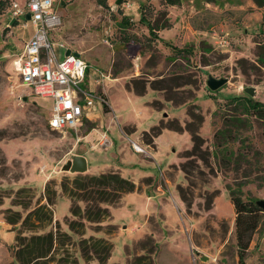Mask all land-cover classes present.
I'll use <instances>...</instances> for the list:
<instances>
[{"label": "rangeland", "instance_id": "374dc122", "mask_svg": "<svg viewBox=\"0 0 264 264\" xmlns=\"http://www.w3.org/2000/svg\"><path fill=\"white\" fill-rule=\"evenodd\" d=\"M12 1L25 8L27 0H0V224L9 225H0V264H16L12 245L20 227L19 223L4 220L5 209H18L24 215L39 199L44 201L42 188L46 180L58 183L75 173H90L61 169L72 144L77 142L76 133L50 129L49 101L31 94L13 70L12 58L33 27L30 21L22 26L24 16L10 23ZM65 1L55 0L51 10L66 22V41H76L86 50L81 57L92 74L87 72L80 86L95 89L97 77L99 87L105 86L115 114L105 119L104 128L94 120L77 131L81 136L97 125L95 138L99 131L107 135L106 145H95L87 152L88 169L99 172L113 166L140 185L139 190L124 193L119 203L109 206L110 216L102 222V229L94 230L85 221L84 235L107 237L112 242L108 262L118 264L143 253L144 244L139 241L146 237L152 240L155 264H237L229 189L243 200L264 198V120L250 117L242 124L232 122L230 117L240 113L228 104V99L245 93L243 88L251 85L255 89L252 96L264 100V62L257 60L258 52L264 54V4L256 0H181L173 8L175 12L171 11L172 16L178 12L182 15L180 18L177 14L179 24H169L152 35L140 21V13L135 12L142 10L149 21L157 15L161 20V11L168 12L162 0ZM121 17H127V24L122 25ZM209 75L227 80L210 90L205 84ZM132 79L137 86L144 83L142 93L126 86ZM150 83L165 87L176 98H188L181 103L166 99L164 89H155ZM189 103H194L203 115L199 133L210 151L214 149L213 133L225 126L230 129L227 146L233 156L225 155L219 161L210 155L209 166L193 157L186 179L179 165L184 159L181 152L191 144L188 131L163 127L154 145L143 140L141 131L174 117L183 124L189 119ZM130 140L141 144L150 155L133 151ZM93 142L90 136L79 145L89 148ZM157 184L162 192L156 189ZM177 185H181L185 200ZM22 186L31 189L18 197L19 201L29 202L28 208L12 204L15 190ZM213 190L215 195L207 207L206 200ZM79 204L83 206V202ZM69 206V198L57 185L53 219L65 231L64 218L71 216ZM106 223L113 225L111 232L104 231ZM50 228H55L54 222L36 230ZM23 233L31 231L24 229ZM72 238L77 241L79 235L73 234ZM72 251L78 254L75 245ZM263 259L264 213L244 254L247 264Z\"/></svg>", "mask_w": 264, "mask_h": 264}, {"label": "trees", "instance_id": "16d2710c", "mask_svg": "<svg viewBox=\"0 0 264 264\" xmlns=\"http://www.w3.org/2000/svg\"><path fill=\"white\" fill-rule=\"evenodd\" d=\"M121 0H119L120 2ZM264 1V0H263ZM118 2V3H119ZM162 2L171 5H178L180 0H162ZM258 4L260 0H256ZM162 19L157 15L152 21L145 19L144 13L140 12V21L144 22L149 34L154 35V31L169 26L167 11H161ZM121 23L127 24V17H121ZM262 23H264V12L262 14ZM175 48V47H174ZM177 51L181 50L176 48ZM241 58L240 60H243ZM257 60L264 62V54L257 53ZM174 78V77H172ZM174 79L173 81H175ZM131 83V84H130ZM126 83L128 88H133L137 93L145 90L144 83L137 86L134 79ZM178 84V81L175 82ZM155 89L160 87L150 83ZM164 89L166 99L175 102H186L187 98L179 99L174 94H169ZM156 104V101H152ZM228 104L233 106L240 115L230 117L234 123L242 124L249 121L250 117L264 120V100L255 99L246 93L232 95L228 99ZM186 114L189 119L181 124L177 118L161 120L158 124L151 125L148 130H142L141 134L146 143L154 145V138L163 127L178 131L186 130L189 133L190 146L181 152L184 158L180 162V169L184 172L187 179L189 174L188 167L192 166V158H199L204 164L209 166V156L213 155L219 161L224 160L225 155L232 157L233 152L227 146L230 139V129L227 126L220 128L213 133L214 142L213 150H209L204 144L206 139L199 133L203 115L194 103H189L186 108ZM243 114V115H242ZM220 155V156H219ZM230 161V158H225ZM237 158H234V161ZM85 172V171H84ZM147 181V179H144ZM57 185L61 189L63 195L70 200L69 213L71 216H65L67 230H61L58 220L53 219V205L57 197ZM140 185L132 179L123 176L118 170L109 169L96 173H75L72 177H64L58 183L54 179L46 180L42 188V198L36 202L34 206L29 208L24 215L18 209H5L4 220L9 224L19 223V230L14 234L13 243V260L16 264H118L117 262H108L111 254L112 242L105 236L101 235H84L85 221L92 225L94 230L102 229V222L108 220L110 216L109 206L117 204L122 195L129 191L139 190ZM181 185H177L180 197L185 200L182 193ZM28 186H22L15 190L12 204H19L24 208H28V201H19L20 193L29 192ZM216 190L208 195L205 206H209L212 202ZM41 198V199H42ZM229 198L234 210V231L237 246V264H247L244 260L246 248L249 245L253 232L257 229L264 209L258 206L254 200H243L233 189H229ZM83 202V206L79 204ZM1 203V195H0ZM55 223L54 229H47L38 232L36 229H42L47 225ZM106 233L113 230V225L106 223L104 225ZM30 230L31 233L24 234L23 230ZM79 235L77 241L72 236ZM143 253L132 256L125 264H155L151 255L153 244L150 237L139 241ZM73 245L77 248V253L72 251ZM256 264H264V259Z\"/></svg>", "mask_w": 264, "mask_h": 264}, {"label": "built area", "instance_id": "2783aa9c", "mask_svg": "<svg viewBox=\"0 0 264 264\" xmlns=\"http://www.w3.org/2000/svg\"><path fill=\"white\" fill-rule=\"evenodd\" d=\"M54 1L27 0L25 8L17 1L11 2V17H25L29 13L22 26L30 21L33 27L21 50L12 58V66L20 84L28 87L31 94L49 101L48 127L64 133L70 129L76 133L77 141V131L87 120L89 110L96 104L105 106L107 99L101 90L80 86L88 64L73 53L66 41L54 38L61 24L59 15L51 10ZM94 82H98L97 77ZM130 142L135 151L148 153L141 144ZM101 143H108L105 131L101 134Z\"/></svg>", "mask_w": 264, "mask_h": 264}, {"label": "crops", "instance_id": "0c3cea01", "mask_svg": "<svg viewBox=\"0 0 264 264\" xmlns=\"http://www.w3.org/2000/svg\"><path fill=\"white\" fill-rule=\"evenodd\" d=\"M64 2V4L66 3V1L65 0H63ZM119 1V0H118ZM180 2H181V0H180ZM62 3V5H64ZM168 5V7H167V9L166 10H168V12H167V17H168V20H169V23L170 24H172V26H174V25H176V24H179L178 23V21H177V14H179V17L181 18L182 17V15L178 12V13H175V15L174 16H172L171 15V11L173 10L174 11V7H177V5H171V4H167ZM137 7H139V4H137ZM179 10H181V9H179ZM141 12V10H139V9H136V12L135 13H137V15H138V13H140ZM175 12V11H174ZM178 17V18H179ZM130 18H133V17H130ZM61 19V24H60V26L58 27V29L56 30V32H58L57 34H56V36L55 37H57V39H62V40H64V41H66V22L65 21H63L62 20V18H60ZM134 19V18H133ZM170 26V25H169ZM160 30V29H159ZM30 35H31V33H30ZM29 35V36H30ZM28 36V37H29ZM28 37H26V38H28ZM24 42V41H23ZM67 42V41H66ZM176 42V41H175ZM68 43V42H67ZM75 43H76V41H75ZM69 44L68 43V46H69V48L71 49V50H73V51H76V52H78L79 54V56L81 57V53L82 52H84V51H86V50H84L83 48L81 49L79 46H77V44ZM179 46V45H178ZM82 58V57H81ZM84 61H86V60H84ZM87 63V62H86ZM88 73H89V75H91L92 73H91V71H90V69H89V71H88ZM118 76H113V77H110V76H108V77H106V78H108V79H115V78H117ZM96 77H94V79H95ZM94 84H95V89H98V90H101L102 91V93H104V95H105V97H106V99H107V104L105 105V106H101V105H99V104H96L95 106H94V108H92V109H90L89 110V112H88V117H87V120H85L84 121V123L82 124V125H84L86 122H91V121H98L97 123H99V126L100 127H105V126H107V125H104V122H105V119H107L108 117H109V120L110 119H112V116H114L115 114L113 113V107H112V105H111V103H110V101H109V99H108V96H107V93H106V91H105V86L104 85H102V87L100 86L99 87V83L98 82H94ZM112 113V114H111ZM112 115V116H111ZM96 123V124H97ZM82 125H81V127H82ZM112 126V125H111ZM131 126V125H130ZM116 130V129H115ZM95 131H98V128H97V125H96V127H92L91 129L89 128L88 130H86V131H84V133L81 135V136H79V139L77 140V142H75V143H73L72 144V150L70 151V153H69V155H68V157H66V160L67 159H69L70 157H72V155H74V154H81V155H83L85 158H86V164H87V169H86V171H88V172H91V171H89V169H88V164H89V162H88V157H87V152L91 149V148H93L95 145H101V134H102V132L103 131H99V135H98V138H95V135L93 134ZM106 134V133H105ZM91 136V140H94V142L89 146V148H87L86 147V145L85 144H80L79 145V143H80V141L82 140V139H86V138H89ZM106 137H107V135H106ZM80 140V141H79ZM106 145V144H105ZM132 147V146H131ZM132 150L133 151H135L133 148H132ZM135 152H137V151H135ZM148 156L150 155L149 153L147 154ZM109 169H114V170H118V168H115V167H113V166H105V168H103V169H101L100 171H104V170H109ZM99 171V172H100ZM119 171V170H118ZM91 173H96V172H91ZM43 181H45V179H43ZM156 189L159 191V192H162V189H160V184H157L156 185ZM121 200V199H120ZM119 203V202H118ZM111 206V205H110ZM1 226H4V227H7V228H9V225H3V224H0ZM15 234V233H14ZM13 243H14V238H13ZM12 249H13V245H12Z\"/></svg>", "mask_w": 264, "mask_h": 264}, {"label": "water", "instance_id": "95a60500", "mask_svg": "<svg viewBox=\"0 0 264 264\" xmlns=\"http://www.w3.org/2000/svg\"><path fill=\"white\" fill-rule=\"evenodd\" d=\"M116 2H118V0H116ZM62 3V2H61ZM25 18L28 19L29 18V13L25 14ZM14 20V18H12L10 20V23H12ZM70 51L69 48L66 49V53H68ZM74 54L78 55L79 53L76 51H73ZM227 80L226 77H214L209 75L206 80H205V84L206 86L210 89V90H215L218 87H220L223 83H225ZM243 91L252 96L254 94V87L253 86H245L243 88ZM23 98H25V96H23ZM166 113H163V115H165ZM61 169L62 170H66V171H70V172H84L87 169V164H86V158L81 155V154H74L72 155V157H70L69 159H67L62 165H61ZM255 203L260 206L261 208L264 209V198H260L255 200Z\"/></svg>", "mask_w": 264, "mask_h": 264}]
</instances>
